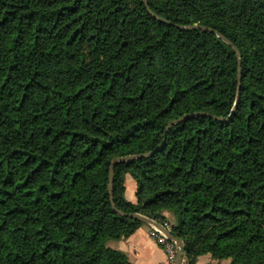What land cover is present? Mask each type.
I'll return each mask as SVG.
<instances>
[{"label":"trees","instance_id":"trees-1","mask_svg":"<svg viewBox=\"0 0 264 264\" xmlns=\"http://www.w3.org/2000/svg\"><path fill=\"white\" fill-rule=\"evenodd\" d=\"M119 211L264 264V0H0V264H132Z\"/></svg>","mask_w":264,"mask_h":264},{"label":"crops","instance_id":"crops-1","mask_svg":"<svg viewBox=\"0 0 264 264\" xmlns=\"http://www.w3.org/2000/svg\"><path fill=\"white\" fill-rule=\"evenodd\" d=\"M135 180L126 174L124 177V197L135 202ZM166 219L170 220L171 215L164 213ZM151 225L142 223L135 231L127 237L118 240H111L108 244L123 251L132 264H169L162 248L150 235ZM180 264H185V258L181 255ZM193 264H227L225 259H214L209 253L198 255Z\"/></svg>","mask_w":264,"mask_h":264},{"label":"water","instance_id":"water-1","mask_svg":"<svg viewBox=\"0 0 264 264\" xmlns=\"http://www.w3.org/2000/svg\"><path fill=\"white\" fill-rule=\"evenodd\" d=\"M145 4H146V0H144ZM152 15L156 16L155 14L151 13ZM157 17V16H156ZM180 27H183V28H202V29H205L207 31H212L214 32L215 34H217L218 36H221L224 40L228 41L224 36H222L220 33L206 27V26H203V25H178ZM238 52V51H237ZM238 79L239 78V75H238ZM238 95L239 93L237 92V98H238ZM237 102V99L235 100V104ZM188 115H183V116H180L176 119H173L171 121H169V123L167 124V128L172 124V123H176V122H179L181 120H184ZM166 128V129H167ZM137 156H139L138 154H133V155H126V156H122V157H115L112 159V162H111V165H110V168H109V173H110V178H111V174H112V170H113V165L116 161H119V160H130V159H134L136 158ZM110 188V186H109ZM121 214H124V215H127L129 217H134V218H137L139 220H141L142 222L146 223V224H149V225H152V226H155L159 229H161L162 231H164L165 233H167L169 236H171L172 238H174L177 242V246H178V249H177V255H176V260H175V264H180V259H181V255H182V241L181 239H179L178 237L174 236L171 232H169L168 230L164 229L156 220L152 219V218H149V217H146V216H143L139 213H136V212H133V213H123L121 211H119Z\"/></svg>","mask_w":264,"mask_h":264},{"label":"built area","instance_id":"built-area-1","mask_svg":"<svg viewBox=\"0 0 264 264\" xmlns=\"http://www.w3.org/2000/svg\"><path fill=\"white\" fill-rule=\"evenodd\" d=\"M158 223L170 232V224L167 220H162ZM150 235L164 251L167 262L175 264L178 249L176 240L155 226H151Z\"/></svg>","mask_w":264,"mask_h":264},{"label":"rangeland","instance_id":"rangeland-1","mask_svg":"<svg viewBox=\"0 0 264 264\" xmlns=\"http://www.w3.org/2000/svg\"><path fill=\"white\" fill-rule=\"evenodd\" d=\"M129 176H130V175H129ZM167 221L169 222V224H171V222H172V217H170V220L168 219ZM225 260H227V259H225ZM227 263H228V260H227Z\"/></svg>","mask_w":264,"mask_h":264},{"label":"bare ground","instance_id":"bare-ground-1","mask_svg":"<svg viewBox=\"0 0 264 264\" xmlns=\"http://www.w3.org/2000/svg\"><path fill=\"white\" fill-rule=\"evenodd\" d=\"M152 226V225H151ZM165 229V228H164Z\"/></svg>","mask_w":264,"mask_h":264}]
</instances>
